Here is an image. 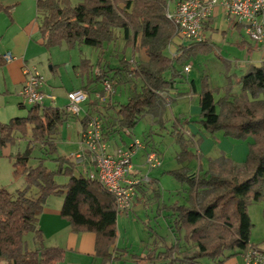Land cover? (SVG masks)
I'll use <instances>...</instances> for the list:
<instances>
[{
	"label": "trees",
	"instance_id": "1",
	"mask_svg": "<svg viewBox=\"0 0 264 264\" xmlns=\"http://www.w3.org/2000/svg\"><path fill=\"white\" fill-rule=\"evenodd\" d=\"M170 0H37V24L46 49L88 46L98 53L96 63L81 60L79 73L86 78L83 90L91 83L109 80L127 85L124 104L112 109L120 129L132 130L148 116L164 128L166 94L175 91L183 78L178 66L199 54L213 51L204 40L181 44L173 57L165 55L175 29L165 14ZM0 0V12L5 11ZM119 34L125 46L142 51L146 61L132 65L121 58L116 66L104 61L105 47L115 43ZM94 66L98 73L93 77ZM198 96L199 117L192 121L204 132H221L224 137L247 140L241 168L225 157L210 159L203 172H191L187 164L199 161L180 130L189 123L179 117L171 121L168 135L179 146L175 159L180 168L169 174L188 187L186 204L171 206L170 227L175 238L169 246L154 249L136 264H226L251 246V204L264 200V62L249 66L235 81L239 91L228 84L222 95L201 80ZM99 94H102L99 92ZM21 107L22 104L20 105ZM91 112L101 114L97 109ZM92 114H86V119ZM71 116L65 108L30 106L25 116L0 122V149L14 146L18 135L28 138L22 151L10 155L13 175L23 179L15 193L0 187V264H58L64 249L47 246L37 230L38 217L49 196H62L61 216L73 232L95 235L94 255L105 264L112 257L117 237L118 213L112 196L96 181L89 179L70 156H56L57 128ZM83 119V120H84ZM38 148L41 156L33 157ZM35 160L33 164L30 162ZM52 161L54 168L45 166ZM67 177L65 184L56 178ZM32 234L28 247L26 236ZM145 261V262H143ZM207 261V263H206ZM143 262V263H142Z\"/></svg>",
	"mask_w": 264,
	"mask_h": 264
},
{
	"label": "crops",
	"instance_id": "2",
	"mask_svg": "<svg viewBox=\"0 0 264 264\" xmlns=\"http://www.w3.org/2000/svg\"><path fill=\"white\" fill-rule=\"evenodd\" d=\"M176 1L177 0H170L167 10L171 11ZM36 2L37 0H2V5L6 10L0 12V122H7L13 117H22L26 114V112L23 111L25 105L22 104L18 96V92L24 83L23 69L24 67H29L30 62L36 59V56L37 58L44 56L46 55V51L49 50L43 46L42 37L38 30ZM174 38L172 44L168 46L164 52L168 57H173L174 55V52L169 54L170 47H174L176 51L177 46L175 41L177 39ZM203 40L213 47L212 52L217 56L220 55L221 63L224 62L225 65V68L223 67L221 70L223 80L219 86L215 87V91H217L219 95L223 94L228 84L232 85V91L238 92L239 87L235 84V81L246 72L249 66H259L264 62V40L259 43L250 40L244 31V27L233 20L227 19L223 10L219 7L214 10L209 20L203 25ZM177 41L180 45L189 44L187 41ZM106 48L107 47H105L103 59L106 58ZM6 53H11L14 59L10 62H5L2 59V55ZM222 53H224V56ZM137 56L140 57L141 62L146 61L142 51H138ZM97 57L98 53L95 50V59L93 61L87 58H80L79 63L74 65V71L78 77L79 83L78 86H73L67 90L66 95L70 91L81 89L88 84L86 78L81 77L79 73L81 60H88L90 65H94ZM187 64L191 65V69L188 73H184L183 67ZM178 69L181 71L183 78L176 85L175 91L166 94V105H169L170 102L172 103L171 106L177 105L180 112L176 117L188 122L190 121L180 130L184 136H186V139L193 141V143L197 142L196 149L199 160L203 157L207 160L205 163H208L210 159L215 158H211L212 156H210L213 143L210 139H206V141H210L206 143L204 147L205 154L203 155L197 137L201 135L204 130L195 122L193 125L190 124L195 117L197 119L199 117V109L197 110L196 105H198V96L201 91L200 86L198 87L195 80L189 76L193 69L191 59L183 65L178 66ZM97 73L98 71L95 73L92 72V76L94 77ZM88 88L89 91L87 92L89 98L82 104V113L78 117H73L79 125V134L83 129L86 114L98 115L97 113L91 112V110L95 108L101 114L103 135L108 153L113 154L117 149L128 148L134 139L142 143V149L132 158L133 168L131 170V177L137 180H143L146 177L150 183L142 182L137 186V196L133 208L124 214H135L137 212H140V214L147 213L148 211L142 208V198H146L147 194L154 188L157 191L158 199L157 203L153 206L161 205L159 208L162 209L161 215L166 225L164 229L167 231L172 221L171 215L173 212L170 210L171 206L173 204H186L189 198L186 184H180V187L167 185L165 188L162 185L165 178H173L169 174L170 171L180 168V165L175 160V156L179 150L173 152L170 150L171 148H175L174 144L177 147L178 144L173 137L168 135L170 123L176 117L171 114L172 119L168 123L164 122V126L166 127V129H164L159 128L153 119L146 116L149 120L148 128L142 131V139H138L133 135V129H120L117 125L115 113L112 109L107 108L109 105L124 104L128 95L122 97L118 93H115L103 101L102 99L95 98V94L101 92V84L91 83ZM41 90L47 96L43 105L47 107H56L55 97L45 89V85L42 86ZM48 96L51 98H48ZM122 98L125 99V102L121 101ZM47 101L52 105L46 104ZM21 104L23 107L20 106ZM165 116L166 112L163 114L164 118ZM125 130L129 133L127 134ZM215 134L221 139L226 138L221 132ZM210 136H213V134ZM164 141L168 143L167 149L161 146ZM150 149L158 151L160 165L147 173L144 162L145 155ZM0 152L2 153V158H9V156L12 155L10 147L1 149ZM73 154H71L70 157ZM146 187H149V189ZM54 198L53 201V196H49L46 199L44 208L37 221L36 228L41 233L44 244L64 249V258L58 264H100V259L94 255L95 235L91 232H73L69 222L60 214L63 200L62 196H55ZM154 218H156V216ZM164 232L161 235L157 234L158 237H163ZM171 242H173V240L170 241V243ZM250 243L251 245L264 249V242L253 243L250 241ZM129 256L130 255L126 254V252L124 253L115 244L112 257H117V259L115 258L105 264H136L134 258H130Z\"/></svg>",
	"mask_w": 264,
	"mask_h": 264
},
{
	"label": "rangeland",
	"instance_id": "3",
	"mask_svg": "<svg viewBox=\"0 0 264 264\" xmlns=\"http://www.w3.org/2000/svg\"><path fill=\"white\" fill-rule=\"evenodd\" d=\"M175 44L177 46H175L176 51L174 47H170L169 54L173 52L174 55L176 54L180 43L176 40ZM106 51V60L104 59V61H106L110 67L116 66L117 62L121 58L129 61L132 65H137L139 62H141L140 57L137 56L138 51H135L132 49V47L125 46L120 34L118 40L115 43L107 46ZM222 55L224 56V53H222ZM219 56L220 55L217 56L214 52H210L207 54H199L191 58L193 69L190 75H188L195 80L197 83L196 85L198 87L200 86V89L201 80L203 78L207 79L208 85L214 90L216 89L215 87L219 86L222 82L223 77L221 70L223 67L225 68V65L224 62L221 63ZM80 58H87L93 61L95 59V50L88 46H81L80 49H68L63 45L60 47L50 48L46 51V55L39 58L36 56V59L30 62L29 67H34L42 75L44 80L42 86L45 85V89L55 97L56 107L63 108L68 102L66 95L67 90L73 86H78L79 81L74 71V65L79 63ZM96 71L97 68L94 66L93 73ZM113 89V94L118 93L122 97L129 95V89L127 85L115 84ZM121 101L125 102V99L122 98ZM46 104H50V102L47 101ZM171 104L172 103L170 102L169 105L165 106L166 116L165 118L163 117L165 123L171 121L172 115L176 117L180 112V109L177 105L171 106ZM29 107V105H25L23 111L26 112ZM196 108L197 110L199 109L198 105H196ZM196 119L197 118L195 117L192 121H197ZM190 124L193 125L194 122H191ZM148 125V118H143L133 129V135H135V137L138 139H142V131H145L148 128ZM210 135L211 134L202 131V134L197 137V140L199 141L198 143L201 145L200 150L202 151L203 155L205 154L204 147L206 143L211 140L213 143L211 147L212 151L210 153V156H212L211 158L225 156L234 161L237 168H241L246 158L248 144L252 142V139L248 138L247 140H237L227 137L221 139L217 137V134L215 133L213 136ZM78 138L79 125L77 121L71 117L66 123L57 128L55 134L57 152L55 155L70 156L76 152L78 148ZM206 139L210 140L206 141ZM27 141L28 138L22 136L20 137L18 135L16 144L14 146H10V150L12 152L11 154L14 155L17 151L24 150ZM187 142L190 149H192L196 153V156L199 157L196 149L197 142L193 143V141L190 140ZM167 144V141H164L161 146L167 149ZM174 147V149H170L171 152L179 150V146L177 147L174 144ZM155 151L159 155L158 151ZM1 154L2 153L0 152V187L7 189L11 193H15L16 190H19L23 187V179L21 177H14L12 160L10 158H2ZM32 156L34 158L41 156L38 148L34 149ZM206 161L207 160H205V158L201 157L199 161L191 160L187 166L191 172H196L198 170L204 172L207 168V163H205ZM34 162L35 160L32 159L30 163L33 164ZM45 166L49 169H53L55 165L52 161L48 160L45 162ZM67 180V177L64 176L56 178V182L59 184H65ZM180 184L182 183L177 182L173 178H165L162 182L164 188L167 185L180 187ZM146 188L149 189V187ZM54 197L55 196H53L52 201L55 199ZM144 198L145 197L142 198V208L145 209V211H148L147 213L140 214V212L136 211L137 213L135 214H118L115 225L117 233L115 241L116 246H118V248H120L124 253L126 252V254L130 255V258L134 256L136 260L138 257H145L150 251L154 249H162L165 246H169L170 241L174 240L175 238V232L171 227L168 228L167 231L164 229L166 225L164 224V219L161 215L162 209L159 208L161 205L153 206L157 203V191L153 188L149 194H147L146 198ZM248 214L252 223L250 241L253 243L264 242V200L251 204L248 207ZM155 216L156 218H154ZM163 232V237H158L157 234L161 235ZM28 240H32V234H28L26 236L27 246H30L31 242ZM145 264L150 263L146 262ZM208 264L212 263L208 261Z\"/></svg>",
	"mask_w": 264,
	"mask_h": 264
},
{
	"label": "built area",
	"instance_id": "4",
	"mask_svg": "<svg viewBox=\"0 0 264 264\" xmlns=\"http://www.w3.org/2000/svg\"><path fill=\"white\" fill-rule=\"evenodd\" d=\"M218 7L223 10L227 19L244 27L250 40L256 43L264 40V0H177L173 9L167 10L165 16L172 22L177 40L201 42L203 25ZM2 59L10 62L14 57L11 53H6L2 55ZM190 69L191 65L187 64L183 67V72L188 73ZM23 75L24 83L18 92L22 104L42 105L47 97L41 90L44 81L42 75L34 67H24ZM113 87L111 81L104 80L101 83L102 94L96 93L95 98L105 101L113 95ZM88 98V92L83 89L70 91L64 107L66 112L78 117L82 113V104ZM125 132L129 133L127 130ZM142 147V143L134 139L128 148L108 153L102 119L94 114L85 119L79 134L78 149L71 158L84 175L96 180L112 196L117 213L124 214L133 208L137 186L148 182L146 177L143 180L131 177L132 158ZM159 165V155L155 149H150L145 155V170L150 171ZM227 264H264V249L248 246Z\"/></svg>",
	"mask_w": 264,
	"mask_h": 264
}]
</instances>
